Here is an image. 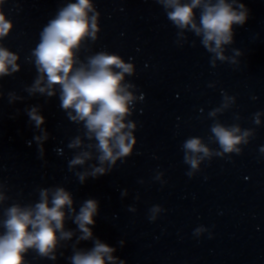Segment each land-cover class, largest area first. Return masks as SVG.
I'll return each mask as SVG.
<instances>
[{
  "label": "clouds",
  "instance_id": "9594fccd",
  "mask_svg": "<svg viewBox=\"0 0 264 264\" xmlns=\"http://www.w3.org/2000/svg\"><path fill=\"white\" fill-rule=\"evenodd\" d=\"M6 2L0 0V81L21 71L20 55L4 43L14 29L13 22L3 11ZM154 2L163 8L166 18L177 29L178 46L187 43V33H192L210 54L209 63L213 68L217 67L218 61L234 66L240 64L241 50L231 48L232 55L226 53L235 43V29L243 27L250 17V10L242 0ZM100 16L95 0H65L42 27L36 46L24 57V62L36 70L32 83L24 88L28 97L41 96L46 101L58 98L59 107L67 119L78 126V134L67 144L73 150L68 170L82 185L89 178L110 174L118 161L124 162L133 154L137 144V123L130 117L136 104L145 98L137 85L127 79L136 73L134 63L126 62L121 55L107 50L91 52L90 42L95 43L101 32ZM191 43L195 46V41ZM84 51L90 54L82 59ZM208 86L215 87L214 84ZM4 95L0 86V98ZM7 99L13 105L23 102L25 97L9 91ZM235 103V96L222 93L220 106L208 113L214 122L207 142L199 136L189 137L183 142V161L189 165L186 173L189 177L201 170L204 161L242 154L243 146L255 136V129L242 128L239 123L226 125L218 119L219 114ZM24 113L34 129L32 140L27 143L31 146L34 142L38 158L43 159L44 144L50 133L45 127L42 105L26 106ZM261 116L264 112L253 114L255 125H261ZM235 119L238 121L239 115ZM212 144L218 148L211 147ZM56 151L63 153L62 149ZM259 151L264 155V146ZM154 179L166 183L162 172H157ZM9 191L7 183L0 179V264H30L27 259L30 253L55 262L65 256L62 250L69 246L68 264H127L126 260L115 255L117 247L110 246L93 231L96 217L100 214L99 200L89 197L77 209L73 193L59 184L37 187L38 199L27 203L10 197ZM127 195L128 191L124 189L121 196ZM136 199L139 200V195ZM128 210L135 212L136 208L129 206ZM165 211L162 206L153 205L149 209V221L155 222ZM69 221L76 227H67ZM208 231L199 226L193 235L200 237ZM82 242H91L92 246L79 247ZM125 244L123 239L118 241L120 248Z\"/></svg>",
  "mask_w": 264,
  "mask_h": 264
}]
</instances>
